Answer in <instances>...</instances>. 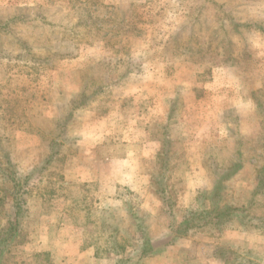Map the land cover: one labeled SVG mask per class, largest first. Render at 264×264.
I'll return each instance as SVG.
<instances>
[{"label":"rangeland","instance_id":"rangeland-1","mask_svg":"<svg viewBox=\"0 0 264 264\" xmlns=\"http://www.w3.org/2000/svg\"><path fill=\"white\" fill-rule=\"evenodd\" d=\"M10 225V264H264V0H0Z\"/></svg>","mask_w":264,"mask_h":264},{"label":"trees","instance_id":"trees-1","mask_svg":"<svg viewBox=\"0 0 264 264\" xmlns=\"http://www.w3.org/2000/svg\"><path fill=\"white\" fill-rule=\"evenodd\" d=\"M223 214H219L216 219H218V223L221 224L224 222L225 218H223ZM15 228L12 227L11 225L9 226L8 229L4 231L2 235H0L2 241L0 243V264H10L7 260V256L9 255V252L11 251L10 246H8L6 243L9 241L11 238L14 237L15 233ZM42 255H35V258H39Z\"/></svg>","mask_w":264,"mask_h":264}]
</instances>
